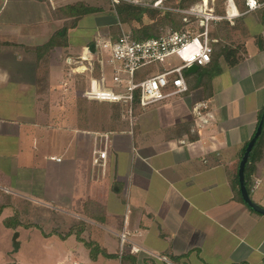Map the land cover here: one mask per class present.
Wrapping results in <instances>:
<instances>
[{
	"label": "crops",
	"instance_id": "crops-1",
	"mask_svg": "<svg viewBox=\"0 0 264 264\" xmlns=\"http://www.w3.org/2000/svg\"><path fill=\"white\" fill-rule=\"evenodd\" d=\"M80 1L87 0H0V194L13 187L20 204L30 199L63 216L44 235L76 240L66 243L69 255L81 242L94 261L116 254L122 264L108 246L119 242L121 250L125 232L128 251L141 248L135 264H264V214L246 204L239 181L264 109L262 10L230 20L245 47L236 65L222 57L219 74L200 85L199 71L186 75L187 93L147 107L135 102L132 123L120 129L108 120L110 105L75 91L77 75L95 76L96 68L73 69L92 42L97 53V31L87 33L79 19L55 42L76 19L58 8ZM142 69L138 79L148 76ZM98 71L109 85L108 68ZM198 102L208 107L195 112ZM98 150L108 153L101 164ZM253 165L248 190L264 207V132Z\"/></svg>",
	"mask_w": 264,
	"mask_h": 264
},
{
	"label": "built area",
	"instance_id": "built-area-1",
	"mask_svg": "<svg viewBox=\"0 0 264 264\" xmlns=\"http://www.w3.org/2000/svg\"><path fill=\"white\" fill-rule=\"evenodd\" d=\"M164 1L156 0L153 6L182 14L184 27L142 41L132 39L126 32L117 39L100 40L97 53L91 55L90 50L84 52L80 57V64L78 63L73 72L91 73L97 62L101 69L108 68L115 87L111 89L106 85L104 73L100 77L92 75L88 87L83 91L86 98L110 102L124 101L132 108L135 102L141 107H147L187 93L190 90L185 73L187 68L193 64L204 67L212 60L214 44L218 41L212 35L214 25L222 20H231L257 11L264 6L262 0H245V10L242 12L236 0H226L225 11L219 13L209 0L199 1L186 8L168 7L164 5ZM121 2L149 5L144 0H111L113 6ZM171 56H177L180 63L144 78H137L139 69L154 63H164ZM207 107L206 103L198 102L194 110L198 112ZM96 154V164H101V160L108 156L106 150H98ZM120 239L123 253L128 249L129 239L125 232L120 234ZM140 250L136 245L130 248L132 253H138Z\"/></svg>",
	"mask_w": 264,
	"mask_h": 264
},
{
	"label": "rangeland",
	"instance_id": "rangeland-1",
	"mask_svg": "<svg viewBox=\"0 0 264 264\" xmlns=\"http://www.w3.org/2000/svg\"><path fill=\"white\" fill-rule=\"evenodd\" d=\"M155 1L156 0H144V2L149 5H138L155 10V12L143 15V20L141 22L135 20H131L130 22H119L115 11V6L112 5L110 0H87L86 2L80 1L78 3H82L85 6L97 8V11L85 13L78 17L72 15L73 17H76V19L68 21L66 24L67 26L64 25V27L62 26L60 29L62 30L63 28H65L64 30L67 29L68 31L69 27H75L79 24V21L77 20L80 19L81 21L84 18V23H81H83V25L85 26V31L87 33H95L97 31V41H99L100 39H115L117 38V36H119L120 34L122 35L125 32L128 34H135L137 29L144 30V27L146 26H150V30L153 33L159 35H162L171 30H175L179 25V17L176 16L174 22L166 20V15L164 14L166 13L164 12L165 10H163V8L159 9L153 6ZM183 1L185 3H183ZM199 1L202 0H198L195 2ZM209 1L215 8H217V12L223 10L222 7L225 9V1L223 3L220 2L221 0ZM192 3L193 2H191L190 0H167L164 2V5L168 7L181 4L182 6H188ZM63 9L64 7L58 8V16L68 14V12H65ZM114 20H117L116 24L115 22H112ZM73 21L76 22L75 25ZM92 30H94V32H91ZM215 32H217V29L214 30V33ZM234 34V30H229L226 40L227 42L236 45L237 41ZM218 42L214 44L215 49H218V47L220 46V43ZM179 63L180 59L177 56H171L164 63H154L143 67L140 72H143V74L145 73V75H150L152 71L157 72L162 70L163 68H171L178 65ZM97 69L94 72L95 76L99 75V71ZM204 69L205 68L201 67L199 72L196 73V78L199 82L202 79V73L205 71ZM104 76L107 77V74H105ZM89 78L90 77L87 75H77V78H75V91L79 90L78 93L82 94V92L89 85ZM188 80H191L190 75H188ZM108 83L109 85L107 84V86L109 88L113 89L115 87L113 82L108 81ZM98 104L102 106H105V104L110 105L108 108H106V110H108L106 111V113H111V116L109 114L110 117H108V120L111 122H117L116 125L118 128L120 127V129L128 127L132 123L133 116L137 110V107L131 108V106L129 107L128 104L124 101L113 103L98 101ZM10 190V192L5 191L6 193H9V195L6 197L0 194V264H72L75 259L79 262V264H118L116 257L106 258L100 256L97 261H94L89 255L88 250L84 247H80L82 246L81 242L80 246L78 247L79 252L75 254L71 251V255H69V248L67 247L69 245L66 243H73L76 240L73 241L71 239H68L66 242L62 241L59 239L56 232H52L53 234L50 237H45L46 233H51L49 232L50 229L55 226V219H57L60 223V219H63V216L56 217L48 209L45 210L39 207V205H34L36 207H34L33 205L29 206L28 203L32 204V200L30 199L24 200L26 201V203L22 205L17 199H20V197L16 195L17 191L13 187H10ZM18 211L20 214L18 213ZM16 217L20 218V220L23 221L25 225L34 224V226L31 228L25 226L26 228L19 227L13 229V225L7 224L6 222L9 221V223H11L10 220H16ZM34 222H37V224L42 226H37ZM61 226H63V224H61ZM88 226L92 227V225L90 224H88ZM17 231L19 232L17 241H14V235ZM112 244L113 241L110 242V245ZM108 247V250L110 251L116 249V252L120 257H122L125 251H128V249H126L123 251V253H121L119 242H116L115 246ZM75 248L76 247H74V249ZM95 250H98V248L94 246L92 251L94 252Z\"/></svg>",
	"mask_w": 264,
	"mask_h": 264
},
{
	"label": "trees",
	"instance_id": "trees-1",
	"mask_svg": "<svg viewBox=\"0 0 264 264\" xmlns=\"http://www.w3.org/2000/svg\"><path fill=\"white\" fill-rule=\"evenodd\" d=\"M165 1H167V0H165ZM190 1L193 3L188 5V6H184V5L182 6V4H181V5H174L173 7H182V8L190 7L194 3H197L195 1H198V0H190ZM224 1H226V0H221L220 2L223 3ZM262 1H264V0H262ZM236 2L240 5L245 6V0H236ZM183 3H185V2L183 1ZM215 9H217V8H215ZM222 9L223 10H221L219 12H224L223 7H222ZM63 10L65 12H68V14L71 16L73 15V16L78 17V16H81L82 14H85V13L95 12V11H97V8L85 6L82 3H78V4L68 5V6L64 7ZM260 10H262V12L264 14V6L262 8H260ZM115 11H116L119 22H126V21L130 22L131 20L141 22L143 20V15L149 14L151 12H155L154 9L143 7V6H138V5H133V4L125 3V2L118 3L115 6ZM164 12H166V13H164L166 15L165 19L170 20L171 22H174V20L176 19V16L179 17V25L177 26L176 30L182 29L184 27L185 23L183 22V19H182L183 15L182 14L175 12V11H171V10H165ZM112 22L113 23L115 22V24H116L117 20H114ZM73 23H74V25L76 24L75 21H73ZM234 28L235 27H234L233 23L229 19L222 20V21L217 23L216 35L220 38L219 42H218V43H220V46L218 47V49H215V46H214V51L212 54L211 62L208 65L202 67V68H205L204 69L205 71L202 73V78H203V76L204 77L208 76L210 78H213L215 75L219 74V72H220V61H219V59L222 57L231 66L236 65L240 61V59L243 58V56H244L243 53L245 50V47L243 46V44L234 45L233 43H229L226 40L228 33H229V30H234ZM64 29L65 28L60 30V32H58V34L56 35V37H55L56 43L60 42L61 36L66 35L67 29L66 30H64ZM129 35L132 39L139 40V41L160 36L159 34L153 33L150 30V26L144 27V30H138L137 29L135 34H129ZM120 36H121V34L119 36H117V38H119ZM117 38H115V39H117ZM92 44H95V42H92ZM51 45H53V41L46 44L44 47H45V49H49V47ZM260 47L263 48L262 43H260ZM96 67L100 68L99 63H97V62L95 63V68ZM137 78H139V77H137ZM198 84L200 85L201 81ZM263 111H264V109H263ZM263 111L261 112V115H262ZM263 132H264V128H263L262 134H263ZM262 134L260 135L257 142L255 143V145L251 151V154L249 156V159L247 161L246 167H245V178H246L245 183H246V186L248 189L250 186V175L254 171L253 160H254V156H255L256 147L258 145V142H259ZM0 214H1V209H0ZM10 222L11 223H9V221H8L6 223L13 225L14 228H16L17 225H21V224L26 226V227L32 226V224L25 225V223L23 224V223L18 222L17 217H16V220L11 219ZM112 256H116V254L115 255L108 254V257H112ZM122 264H135L134 255L132 253H130L129 251H125V253L122 255Z\"/></svg>",
	"mask_w": 264,
	"mask_h": 264
},
{
	"label": "water",
	"instance_id": "water-1",
	"mask_svg": "<svg viewBox=\"0 0 264 264\" xmlns=\"http://www.w3.org/2000/svg\"><path fill=\"white\" fill-rule=\"evenodd\" d=\"M95 49V44L90 46V50H94ZM200 66L197 64H193L191 66H189L187 68V70L185 71L186 74H190V73H194L200 70ZM264 128V112L260 118V121L258 123L256 132L254 134V136L252 137V139L249 141L246 150L244 152V155L242 157V160L240 162V167H239V181H240V190H241V194H242V198L243 200L246 202V204H248V206H250L252 209L256 210L257 212H260L262 214H264V207L259 205L257 202L254 201V199L252 198L247 186H246V178H245V167L247 164V161L249 159V156L251 154V151L255 145V143L257 142L258 138L260 137V135L262 134ZM18 232L15 233L14 235V241H17V237H18Z\"/></svg>",
	"mask_w": 264,
	"mask_h": 264
}]
</instances>
